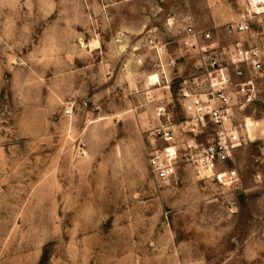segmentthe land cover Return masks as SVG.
Returning <instances> with one entry per match:
<instances>
[{
    "label": "rangeland",
    "instance_id": "374dc122",
    "mask_svg": "<svg viewBox=\"0 0 264 264\" xmlns=\"http://www.w3.org/2000/svg\"><path fill=\"white\" fill-rule=\"evenodd\" d=\"M245 2L0 0V264H264V80L236 114L238 188L196 175L180 126L184 28L234 44ZM163 125L179 153L169 180L150 165Z\"/></svg>",
    "mask_w": 264,
    "mask_h": 264
},
{
    "label": "built area",
    "instance_id": "2783aa9c",
    "mask_svg": "<svg viewBox=\"0 0 264 264\" xmlns=\"http://www.w3.org/2000/svg\"><path fill=\"white\" fill-rule=\"evenodd\" d=\"M257 5L262 8L264 2L246 0L239 19L229 24V32L243 36L234 44H223L210 30L193 24L184 28L181 39L183 49L195 55L194 72L184 81L182 92L188 118L180 126L194 136L184 147L183 159L201 179L229 188H238L241 177L227 162L247 143L243 133L247 123L244 127L237 123L236 114L257 99L259 82L264 80V9L259 10ZM149 45L161 59L166 45L154 37H150ZM160 62L164 71V64L176 65V58L171 55L166 63ZM208 129L212 132L207 141L197 142L195 138ZM157 131L168 146L152 155L150 165L158 180H169L176 176L179 160L173 146L175 132L169 125Z\"/></svg>",
    "mask_w": 264,
    "mask_h": 264
},
{
    "label": "bare ground",
    "instance_id": "6f19581e",
    "mask_svg": "<svg viewBox=\"0 0 264 264\" xmlns=\"http://www.w3.org/2000/svg\"><path fill=\"white\" fill-rule=\"evenodd\" d=\"M258 1L259 2H264V0H258ZM257 8H259V10H263L264 9V7L261 8L259 5H257ZM149 79H150L151 84L155 85V84H157L160 81V76H159V74L154 73L153 75H151L149 77ZM248 120H250V118H248ZM171 151H174V149H172Z\"/></svg>",
    "mask_w": 264,
    "mask_h": 264
},
{
    "label": "crops",
    "instance_id": "0c3cea01",
    "mask_svg": "<svg viewBox=\"0 0 264 264\" xmlns=\"http://www.w3.org/2000/svg\"><path fill=\"white\" fill-rule=\"evenodd\" d=\"M220 41V40H219ZM220 42H222V41H220Z\"/></svg>",
    "mask_w": 264,
    "mask_h": 264
}]
</instances>
